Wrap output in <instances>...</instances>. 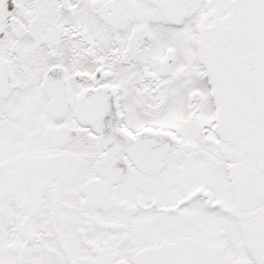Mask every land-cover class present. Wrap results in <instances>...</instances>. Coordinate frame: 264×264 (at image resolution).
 I'll use <instances>...</instances> for the list:
<instances>
[{
    "label": "snow or ice",
    "instance_id": "obj_1",
    "mask_svg": "<svg viewBox=\"0 0 264 264\" xmlns=\"http://www.w3.org/2000/svg\"><path fill=\"white\" fill-rule=\"evenodd\" d=\"M0 264H264V0H0Z\"/></svg>",
    "mask_w": 264,
    "mask_h": 264
}]
</instances>
